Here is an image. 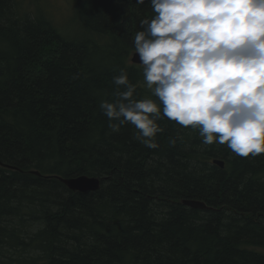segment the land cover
I'll return each instance as SVG.
<instances>
[{"label": "trees", "instance_id": "16d2710c", "mask_svg": "<svg viewBox=\"0 0 264 264\" xmlns=\"http://www.w3.org/2000/svg\"><path fill=\"white\" fill-rule=\"evenodd\" d=\"M74 2L75 37L0 0V264H264V154L167 118L155 149L130 123L112 131L100 104L117 99L114 76L151 96L130 59L150 0ZM79 176L100 189L60 181Z\"/></svg>", "mask_w": 264, "mask_h": 264}, {"label": "clouds", "instance_id": "9594fccd", "mask_svg": "<svg viewBox=\"0 0 264 264\" xmlns=\"http://www.w3.org/2000/svg\"><path fill=\"white\" fill-rule=\"evenodd\" d=\"M149 7L133 55L151 96L137 99L125 70L114 76L117 99L100 104L112 131L130 123L135 139L155 149L164 131L157 121L167 118L197 129L204 145L264 154V0H150Z\"/></svg>", "mask_w": 264, "mask_h": 264}, {"label": "rangeland", "instance_id": "374dc122", "mask_svg": "<svg viewBox=\"0 0 264 264\" xmlns=\"http://www.w3.org/2000/svg\"><path fill=\"white\" fill-rule=\"evenodd\" d=\"M29 1L25 0L20 4L23 10L34 13L36 9L41 8L59 27L67 29L64 32L66 35L75 37L80 34V30L76 29L79 22L74 0H38L32 4Z\"/></svg>", "mask_w": 264, "mask_h": 264}, {"label": "water", "instance_id": "95a60500", "mask_svg": "<svg viewBox=\"0 0 264 264\" xmlns=\"http://www.w3.org/2000/svg\"><path fill=\"white\" fill-rule=\"evenodd\" d=\"M18 1H25V0H18ZM131 62L133 64L140 65L139 63L141 62H140L138 53L132 55ZM213 163L220 166L221 168L225 167V162L222 160H214ZM0 166H6V165H4L0 161ZM36 174H39V173H36ZM60 181L70 190L74 192H80V193L94 192V191L99 190L101 187V181L95 177L79 176L75 178H60ZM184 203L187 205L189 204L188 202H184Z\"/></svg>", "mask_w": 264, "mask_h": 264}, {"label": "bare ground", "instance_id": "6f19581e", "mask_svg": "<svg viewBox=\"0 0 264 264\" xmlns=\"http://www.w3.org/2000/svg\"><path fill=\"white\" fill-rule=\"evenodd\" d=\"M65 36V35H64Z\"/></svg>", "mask_w": 264, "mask_h": 264}]
</instances>
